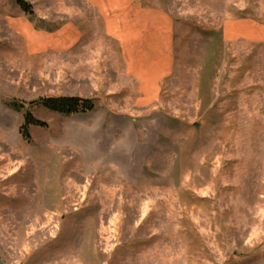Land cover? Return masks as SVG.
Instances as JSON below:
<instances>
[{
    "label": "rangeland",
    "instance_id": "rangeland-1",
    "mask_svg": "<svg viewBox=\"0 0 264 264\" xmlns=\"http://www.w3.org/2000/svg\"><path fill=\"white\" fill-rule=\"evenodd\" d=\"M24 1L0 0V261L264 264V0H136L172 23L140 81L97 10ZM60 96L95 109L30 106Z\"/></svg>",
    "mask_w": 264,
    "mask_h": 264
},
{
    "label": "crops",
    "instance_id": "crops-1",
    "mask_svg": "<svg viewBox=\"0 0 264 264\" xmlns=\"http://www.w3.org/2000/svg\"><path fill=\"white\" fill-rule=\"evenodd\" d=\"M82 1L86 5L97 10L101 14L103 21H104L103 23H104L105 33L114 37L119 47L121 48V52L123 53V58L126 61H128V65H129L127 69L128 72L134 73L138 79L139 77H138L136 69L130 68L131 61L139 60V59L140 60L150 59V58H153L154 60H160L159 55L156 56L157 51L155 49L152 50L151 47H148L147 45L143 44L144 43L143 38L150 37V34H152L151 31L155 30L157 26H160L161 25L160 23H163V25L166 28L164 29L163 32L160 31L157 33L158 41L157 39L153 40V43L160 44L162 42V44L165 45L164 50H162V54L164 52V54H166L167 59L169 60L170 52H169L168 46L170 45L172 23L168 15L165 14V12H163L162 10H158V9L143 7L142 4L137 2L136 0H119L120 7L117 6L116 8H112V9L109 6L108 0H82ZM101 9H103V11ZM145 14L148 15L150 19L146 22H144L141 17ZM156 14L162 15L165 18V22H158L155 19ZM111 16H117L118 21H116L115 31L110 33L107 31L106 17H111ZM19 19L26 22V20L23 18H18L16 20H19ZM250 28L253 29L252 27ZM119 33H122V34L127 33L126 34L127 37L120 38ZM158 51L160 54L159 49ZM142 88L144 90L145 89L147 90L146 96H148L149 87L148 88L142 87ZM0 264H3V263L0 261Z\"/></svg>",
    "mask_w": 264,
    "mask_h": 264
},
{
    "label": "trees",
    "instance_id": "trees-1",
    "mask_svg": "<svg viewBox=\"0 0 264 264\" xmlns=\"http://www.w3.org/2000/svg\"><path fill=\"white\" fill-rule=\"evenodd\" d=\"M15 2L24 14L33 16L32 6L29 3L24 0H15ZM33 105L40 106L51 113L59 114L64 117L90 113L95 109L92 100L69 96L43 97L30 103V106ZM11 107L16 111L22 109V105L18 104H14ZM46 126L44 122L35 119L29 112H26L24 114L23 124L19 129V134L24 140L29 141V129L31 127L46 128Z\"/></svg>",
    "mask_w": 264,
    "mask_h": 264
}]
</instances>
